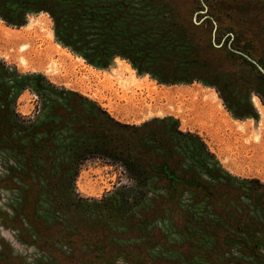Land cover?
<instances>
[{"label":"rangeland","instance_id":"rangeland-1","mask_svg":"<svg viewBox=\"0 0 264 264\" xmlns=\"http://www.w3.org/2000/svg\"><path fill=\"white\" fill-rule=\"evenodd\" d=\"M207 2L200 1L206 9H196L193 18L197 25L210 20L207 27L215 33V43L219 39L233 50L235 44L254 46L253 55L264 58V0ZM253 61L264 71L263 63ZM214 78L208 73L191 83L163 84L119 58L106 68L91 65L63 47L48 15L31 13L20 27L0 19V114H6L2 142L13 140L28 148L31 142L45 140L48 135L40 130L49 124L58 126L63 117L56 110L69 112V102L77 100L89 119L113 120L142 130L155 126L181 159L179 176L194 175L198 183L217 192L243 193V206L259 219L263 213L250 198L254 194L264 198V99L249 94L253 116L237 118L233 106L223 99L226 93L211 84ZM74 124L67 122L54 132L49 170L39 158V150L25 156L0 146V252L10 263L76 264L71 258L74 246L54 244L49 250H40L24 242L20 231L10 226L17 219L38 243V229L55 235L59 228L75 234L84 227L88 233L98 232V223H104L110 231L107 260L115 250L130 251L142 242L130 225L144 220L143 214L156 211L168 197L161 177L144 176L135 160L130 164L118 155L125 152V139L132 137L121 135L112 142ZM137 143L163 154L147 138ZM134 153L139 152L131 149L128 154L133 158ZM197 196L199 193L183 189L176 204L184 217L180 222L164 208L148 226L147 232H154V238L169 247L157 244L145 249L148 263L253 262L239 245L222 250L214 229L231 234L235 230L220 218L208 198L197 201ZM78 249L93 259L88 245ZM260 254L264 263L263 248ZM115 264L136 263L120 256Z\"/></svg>","mask_w":264,"mask_h":264},{"label":"trees","instance_id":"trees-1","mask_svg":"<svg viewBox=\"0 0 264 264\" xmlns=\"http://www.w3.org/2000/svg\"><path fill=\"white\" fill-rule=\"evenodd\" d=\"M200 1L0 0V19L8 25L20 27L26 24L31 13L46 14L53 21L57 40L64 48L79 55L88 64L106 68L113 60L119 58L127 61L137 72L148 74L163 84L191 83L204 79L208 73L214 74L215 78L211 84L218 86L220 92L226 93L223 99L228 105L233 106L234 115L237 118L253 116L247 96L253 93L264 99V74L243 55L247 54V57L250 56L252 60L263 64L264 58L253 55L256 51L254 46L240 48L235 44L236 50H233L223 45V41L219 39L218 43H215V33L213 30L209 31L207 27V23H211L210 20L200 25L194 21L196 9H206L205 5L201 6ZM229 30L235 33L234 29ZM235 42L238 43V37ZM239 51L245 54L241 55ZM223 76H227L228 80H223ZM69 106L71 109L69 112L64 109L56 110V114L63 117L58 126L49 124L40 130L46 132L48 137L39 143L31 142L28 148H22L19 142L13 140H10L9 144L2 142L5 136L6 114L1 113L0 146L14 148L25 156L39 150V158L49 170L51 160L48 153L52 149L50 141L54 132L67 122L75 121V128L98 132L101 137L112 142L121 135H125L126 138L130 136L133 140L125 139L127 141L124 144L125 152L124 154L117 152L118 155L124 156V159H128L126 162L130 164L132 159L135 160L144 176L154 174L161 177L163 181L161 185L169 194L166 200H162L161 205H157L156 211L152 210L147 216L143 214L146 217L144 220H136L130 225L137 229V235L142 242L130 251L115 250L113 254L108 255L107 260L104 257L110 246V231L104 223H98V232L93 230L88 233L84 227H80L75 234H67L63 228H59L55 235L46 234L42 229H38L35 231L40 239L38 243L30 238L21 220L17 219L10 226L20 231L24 242L36 245L40 250H49L50 245L54 244L74 246L76 250L71 258L76 264H94L99 260H103V264H115V260L120 256L128 257L129 261L136 264H149L148 258L143 254L145 249L157 244L168 249L169 247L164 241L156 240L154 232L148 233L147 228L164 208H169L177 222L184 218L176 204L183 189L186 188L199 193L197 201L200 198H208L214 210L219 212L220 218L234 228V234L214 229L223 251H228L232 245H239L242 253L253 260L242 264H264L260 254V248L264 249V198H256L258 194L250 198L251 204L260 208L263 213L262 218H253L241 202L243 193L236 191L231 195L217 192L216 189L198 183L194 175L181 173L179 176L181 159L173 152L168 142L160 137L155 126L142 130L122 126L113 120H106L107 124L97 118H87L83 114L81 103L77 100L69 102ZM143 138L154 142L156 148L162 150L163 154H157L153 148H142L137 142ZM115 147L114 157L117 154ZM131 149L139 152L134 153L133 158L128 154ZM82 245L91 248L92 260L80 252L78 248ZM231 262L241 264L235 259L225 260L224 264ZM215 263L221 264L216 261Z\"/></svg>","mask_w":264,"mask_h":264},{"label":"water","instance_id":"water-1","mask_svg":"<svg viewBox=\"0 0 264 264\" xmlns=\"http://www.w3.org/2000/svg\"><path fill=\"white\" fill-rule=\"evenodd\" d=\"M202 1V0H201ZM215 46H216V44H214ZM239 53V52H238ZM239 54H241V53H239ZM241 55H243V54H241ZM245 58H247V60H249L251 63H253L257 68H258V70L261 72V73H263L264 74V71H263V69H262V67L259 65V64H257L255 61H253L252 59H250L249 57H247L246 55H243Z\"/></svg>","mask_w":264,"mask_h":264},{"label":"flooded vegetation","instance_id":"flooded-vegetation-1","mask_svg":"<svg viewBox=\"0 0 264 264\" xmlns=\"http://www.w3.org/2000/svg\"><path fill=\"white\" fill-rule=\"evenodd\" d=\"M0 255H1L0 264H13V263H10L9 261H6V255L3 251L0 252Z\"/></svg>","mask_w":264,"mask_h":264}]
</instances>
